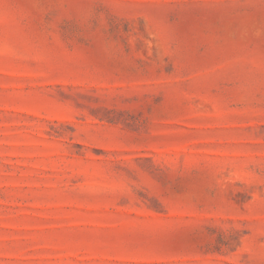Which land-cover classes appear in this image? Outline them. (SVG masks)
<instances>
[{
	"label": "rangeland",
	"instance_id": "rangeland-1",
	"mask_svg": "<svg viewBox=\"0 0 264 264\" xmlns=\"http://www.w3.org/2000/svg\"><path fill=\"white\" fill-rule=\"evenodd\" d=\"M0 264H264V0H0Z\"/></svg>",
	"mask_w": 264,
	"mask_h": 264
}]
</instances>
